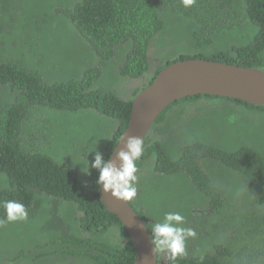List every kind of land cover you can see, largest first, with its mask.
Here are the masks:
<instances>
[{
	"label": "trees",
	"instance_id": "1",
	"mask_svg": "<svg viewBox=\"0 0 264 264\" xmlns=\"http://www.w3.org/2000/svg\"><path fill=\"white\" fill-rule=\"evenodd\" d=\"M54 1L50 0V10L67 19L88 43L101 67L112 63L118 47L128 49V53L119 67L120 77L111 75L109 81L113 83L106 90L107 80L99 68L86 70L80 79L47 84L38 71L28 70L21 63L20 43H29L27 34H35L38 26L20 15H26L29 9V16L42 23L35 17L41 0H0V201L14 199L23 203L28 210L26 223L40 216L45 229L58 233L27 253L21 250L23 243L10 242V251L17 246L19 252L12 255L13 262L9 263L26 259L34 252L39 259L64 255L91 264H135L136 251L127 231L101 203L96 185L99 172L90 166L94 159L86 168L85 181L73 168L60 164L40 134L41 124L46 122L43 110L68 120L74 130L78 129L76 117L84 111L116 120L117 130L98 150L107 161L127 127L132 101L140 91L137 84L142 82L141 87H147L166 66L178 61L206 60L264 69V0H192L188 5L183 0H76L71 7H54ZM171 18L174 30L183 24L189 26L195 52L176 58L172 53L170 60L161 55V63L152 64L148 58L150 43L168 32ZM205 48L210 51H203ZM150 69L154 73L144 82ZM201 98L223 97L191 96L170 107ZM223 99L247 108H241L247 112L240 114L242 118L232 116L220 105L211 109L217 124L222 121V133L235 131L231 149L221 150L212 142L193 140V144L182 148L176 145L175 153H166L169 149L165 140L172 135L169 121L158 128L164 112L144 139L145 150L137 167L152 160L155 174L150 176L158 175V186L149 180L137 182V196L129 204L149 233L152 224L168 211L180 212L185 216L184 226L197 232L196 238L186 242L184 256L172 261L166 253H157V264H264V127L259 130L264 106ZM154 131L164 138L162 144L151 138ZM206 162L214 166L213 173L205 169ZM174 174L184 180L181 192L162 185L163 177ZM230 175H234L244 194L237 195L222 186L224 176ZM63 205L74 208V226L87 233L86 240L62 220ZM9 224L26 230L24 221L0 226V245L4 246L2 242L12 233L8 226L18 230ZM111 232L118 236L116 244L94 239Z\"/></svg>",
	"mask_w": 264,
	"mask_h": 264
},
{
	"label": "rangeland",
	"instance_id": "2",
	"mask_svg": "<svg viewBox=\"0 0 264 264\" xmlns=\"http://www.w3.org/2000/svg\"><path fill=\"white\" fill-rule=\"evenodd\" d=\"M75 2L76 0H55L54 7H71ZM49 7L50 0H41V3H38V10L35 12V17L41 19L42 23L40 21L35 22L33 17L29 16L32 15V11L27 8V14L21 13L20 15L21 18H27L31 23L38 26L35 34H27L29 43H20L23 48L22 65L28 70L38 71L47 84L67 81L71 78L80 79L86 70L99 68L101 76L107 80L104 89H108L113 83L109 81L110 76L115 75L120 77L119 67L123 63L128 49H124L122 46L118 47L112 63L108 66L101 67L99 59L94 55L88 43L79 36L75 28L66 21L67 19L65 20L56 16L55 12L53 10L51 11ZM173 23L175 21L171 18L167 22L168 32L155 37L150 43L148 58L152 64L161 63L159 60V56L161 55H164L165 59L170 60L172 59V53L173 58H176L180 54L193 55V52H195L189 39V26L183 24L174 30L171 26ZM203 51L208 52L210 49L205 48ZM261 70L264 72V69ZM145 78L146 80L144 82L149 77L146 76ZM125 84L128 87L131 85L128 83ZM141 84L143 83L139 82L137 87L142 86ZM134 88H136V85ZM141 89L142 87H140ZM219 105L224 110L230 112L232 116L238 118H242L240 114H247L243 110L247 108L224 100L223 98H213L211 100L201 98L178 103L171 107L169 106L170 108L168 107L163 113V122L158 124V128H160L165 122L169 121L168 124L171 127L172 137L170 140H165V144L168 145L169 150L165 152L175 153L174 147L176 145H180L182 148L193 144V140L204 143L212 142L211 144H214L221 150L231 149L235 131L231 129L229 130L231 132L229 134L222 133V121L220 120L217 124L215 117L211 116V109ZM177 107L184 108L181 110ZM34 111L37 110L35 109ZM43 111H45L44 119L46 122H42L41 129L43 133L40 131V134L45 140V145L50 146L51 154L58 159L60 164L70 169L73 168L72 170L78 173L79 178L85 181L87 161L89 165L91 159H94L95 151L102 149L106 145V141L112 138L114 132L117 130V121L101 116L94 111H84L76 117L75 122L78 129L74 130L70 127L71 124L68 120L56 116L49 110ZM64 114L59 115L62 116ZM248 118H250V115ZM228 121L229 118L225 122ZM259 125V130H261L264 127V119L260 121ZM150 133L151 131L148 136H150ZM151 138L160 141L161 144L164 140L155 131L152 133ZM255 143H259V140ZM99 153L101 154L102 152ZM84 155H86V159H83ZM154 165L153 161L149 160L147 164H142L138 168V182L149 180L153 186H158V175L150 176L151 174H155L154 169H152ZM205 165L206 170H210L212 173L214 172V166L210 162H206ZM222 174L223 171L221 172ZM221 182L223 183L222 186L227 190L237 195L244 194L237 185L234 175L224 176V180ZM162 185L169 190L181 192L184 186V180L180 175L174 174L169 177H163ZM73 212H75L74 208L69 205H63L60 209L61 218L73 229V233H76L81 239L86 240L88 237L86 236L87 233L80 232L74 226L73 217L75 215H73ZM9 225L17 228L14 224ZM24 225L26 226V230L24 231H21V228L13 230L8 226L7 230H10L12 233L9 236L10 238L8 237L2 242L4 246L2 244L0 245V263L12 264L9 263L13 262V260H10L13 257L12 255L19 252L17 246L10 251V242L18 240L23 243L21 250L27 253L33 251L36 245L43 246L47 241H51L55 234H58L45 229L44 221L42 218L40 219V216L30 223H26L24 220ZM94 239L97 241L107 240L112 244H116L115 241L118 239V236L111 232L101 235V237L96 236ZM5 247L6 249H4ZM34 257L35 254L32 252L26 259L21 261L16 260L14 264H39V258ZM41 264H91V262L83 261L78 257L59 255L50 256Z\"/></svg>",
	"mask_w": 264,
	"mask_h": 264
},
{
	"label": "water",
	"instance_id": "3",
	"mask_svg": "<svg viewBox=\"0 0 264 264\" xmlns=\"http://www.w3.org/2000/svg\"><path fill=\"white\" fill-rule=\"evenodd\" d=\"M215 96L240 100L252 106H264V72L206 60H185L163 68L153 82L138 92L132 101L127 127L122 136L146 138L156 118L177 100L191 96ZM116 145L108 162H116ZM105 209L118 217L127 231L135 251V264H157L158 256L150 241V233L129 202L105 195L99 189Z\"/></svg>",
	"mask_w": 264,
	"mask_h": 264
},
{
	"label": "clouds",
	"instance_id": "4",
	"mask_svg": "<svg viewBox=\"0 0 264 264\" xmlns=\"http://www.w3.org/2000/svg\"><path fill=\"white\" fill-rule=\"evenodd\" d=\"M183 3L185 5L191 4L192 0H183ZM121 143H123L124 147L115 153L116 162L105 161L102 155L95 151L94 160L90 166L98 170L99 175L96 185L105 195H110L111 198L119 201L128 202L137 196L136 184L139 180L137 161L144 153L145 142L143 137L129 136L125 139L122 136L119 138L117 145ZM87 174L90 173L87 171ZM0 208L3 209L0 226L21 222L28 217V210L25 205L14 199L0 201ZM185 224V216L180 212H165L163 218L154 222L151 226L150 241L154 251L166 253L167 257L172 261L184 256L186 254V242L190 238L194 239L197 236L196 230L192 227H185Z\"/></svg>",
	"mask_w": 264,
	"mask_h": 264
},
{
	"label": "flooded vegetation",
	"instance_id": "5",
	"mask_svg": "<svg viewBox=\"0 0 264 264\" xmlns=\"http://www.w3.org/2000/svg\"><path fill=\"white\" fill-rule=\"evenodd\" d=\"M153 73H154V69H150V70H148V71L146 72V74H147L148 77L152 76ZM140 87H141V86H140ZM140 87H139V88H140ZM48 257H50V256H43L42 258H40V259H39V261H40L39 264H41L42 262H45V260H46Z\"/></svg>",
	"mask_w": 264,
	"mask_h": 264
}]
</instances>
